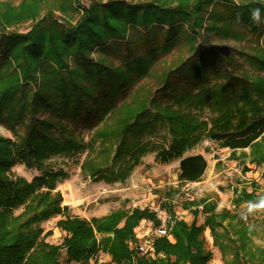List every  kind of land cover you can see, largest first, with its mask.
Wrapping results in <instances>:
<instances>
[{"label": "trees", "instance_id": "16d2710c", "mask_svg": "<svg viewBox=\"0 0 264 264\" xmlns=\"http://www.w3.org/2000/svg\"><path fill=\"white\" fill-rule=\"evenodd\" d=\"M78 2L23 0L17 9L0 3V25H6L0 28V124L18 139L0 136V264H63L62 258L91 264L101 252L116 264H209L206 229L222 257H233L231 264H264V249L253 242L264 239V229L246 222V215L219 211L210 198L184 204L191 223L179 219L172 206H162L170 215L173 242L157 237L154 257L140 253L136 229L143 221L160 226L156 212L134 208L90 220L71 216L57 191L58 180L69 174L46 169L53 157L87 151L80 166L85 178L125 183L142 158L156 152L162 164L181 159L179 181L195 183L207 160L201 154L183 157L205 135L261 166L264 0H93L84 8ZM253 8L261 10L259 21L251 18ZM29 20L36 21L26 33L7 30ZM210 36L246 44L226 52L208 47ZM122 44L129 54L118 65L108 55L93 57ZM182 45L188 56L166 62ZM147 79L154 84L142 83ZM206 109L207 119L201 117ZM163 127L170 144L149 143ZM81 128L94 130L89 143ZM19 164L41 174L31 181L15 177ZM233 193V206L264 210L255 207L264 201L257 182ZM17 209L22 211L15 215ZM55 217L66 233L59 245L46 241L52 232L41 226Z\"/></svg>", "mask_w": 264, "mask_h": 264}, {"label": "rangeland", "instance_id": "374dc122", "mask_svg": "<svg viewBox=\"0 0 264 264\" xmlns=\"http://www.w3.org/2000/svg\"><path fill=\"white\" fill-rule=\"evenodd\" d=\"M22 1L23 0H0V3L7 2L10 4V7L17 9ZM92 1L93 0H79L78 7H88ZM56 13L63 17L61 13ZM72 16L73 15H71V17ZM73 17L74 20L72 21L74 22L76 16L74 15ZM35 21L29 20L22 23H16L11 27H7V30L26 33L31 29ZM1 26L5 27L6 25L1 24L0 28ZM245 44L246 43L220 40L211 36L206 43L208 47L225 50L226 52L240 49L241 46H244ZM136 46L141 47L138 44ZM128 54L129 53L124 47V44H122L114 53H102L97 51L96 53H93V57L97 59L108 55L110 62L118 65L121 62V56ZM187 56V45H182L166 57L165 61L169 63ZM142 83L153 85L154 81L147 79ZM135 89L136 87L131 89L125 99L126 101L131 99ZM201 117L205 119L210 118L209 110L206 109L201 114ZM79 132L83 134V140L86 144L90 142L94 130L81 128ZM18 134H23L22 128H18ZM0 136L18 140L17 136L13 135L10 130L1 124ZM149 143L156 146L162 144L168 146L170 144V137L167 129L164 127L161 128L157 135L149 138ZM243 152L249 154L250 149L244 150ZM198 153L205 157L208 167L201 181L195 183H183L179 181V163L181 159L162 164L155 161L156 152H151L145 155L142 158L140 165L134 169L133 173L125 183L106 184L104 182H94L91 179L85 178L81 172L80 166L87 157V151L69 156L53 157L47 162L46 169L64 170L69 174L67 179L58 180L57 191L60 192L64 198L63 205L69 206V213L71 216H78L90 220L93 217L106 216L118 209L132 210L134 208H148L151 211L156 212L160 221L162 220V222H164L166 220L170 223L169 213L166 209L162 208V206L166 204L167 206L173 207V210L179 219L191 223L193 216L189 210L184 209V204L210 198L217 202L219 211L226 208L233 213L246 215V222H258L260 228L264 229V210L251 207L248 204H242L239 206L232 205L234 188L241 189L243 186L247 185L246 183L255 181L261 186L262 190H264V163L261 166L250 164L249 158L242 159L241 150L233 153L230 149H222L206 135L202 142H200L194 149L186 152L184 156ZM244 167L249 168V172L244 173ZM12 172L13 176L22 177L27 181H31L35 176L41 174L40 171L28 169L23 164L15 166ZM249 190L251 189L249 188ZM21 211L22 209H17L14 213L15 215H18ZM59 219H61V217H55L41 225L44 228L45 233L48 231L52 232V235L46 239L48 243L59 245L62 243L66 235L65 232L56 227V223ZM203 223L204 216L200 215L198 217V224L201 225ZM142 228L143 230L141 232L136 231L139 242H145L146 244L149 243L151 252L148 254L151 253V256L154 257L152 247V242L154 240L151 237H147V234L150 232L151 228L154 229L157 227L150 222L147 224L143 223ZM218 230L222 231V228H219ZM204 236L207 240V249L213 253V259L209 264H231L233 257L231 255L225 258L222 257L219 247L214 244L210 229H206ZM167 238L173 242L170 229ZM253 240L256 246L264 249V239L261 235ZM96 262L103 264H116L112 262L110 255L102 252L90 259L91 264H96ZM62 263L76 264L68 263L65 258H62Z\"/></svg>", "mask_w": 264, "mask_h": 264}, {"label": "built area", "instance_id": "2783aa9c", "mask_svg": "<svg viewBox=\"0 0 264 264\" xmlns=\"http://www.w3.org/2000/svg\"><path fill=\"white\" fill-rule=\"evenodd\" d=\"M156 227L157 228H154V229L151 228L150 232L147 234V237H151L154 240L157 237H168L169 236V222L168 221L165 220L164 222H162L161 220V225L156 226ZM148 244H146L145 242H139L138 244L139 252L143 254H148L149 252H151V248L149 247L150 244L149 245Z\"/></svg>", "mask_w": 264, "mask_h": 264}, {"label": "clouds", "instance_id": "9594fccd", "mask_svg": "<svg viewBox=\"0 0 264 264\" xmlns=\"http://www.w3.org/2000/svg\"><path fill=\"white\" fill-rule=\"evenodd\" d=\"M250 12H251V18L253 19L254 22L260 20L261 10L259 8H253L250 10ZM255 207H264V201H261L258 205H255Z\"/></svg>", "mask_w": 264, "mask_h": 264}, {"label": "crops", "instance_id": "0c3cea01", "mask_svg": "<svg viewBox=\"0 0 264 264\" xmlns=\"http://www.w3.org/2000/svg\"><path fill=\"white\" fill-rule=\"evenodd\" d=\"M247 150V149H246ZM200 153H198V154H188V155H186V156H184L183 158H186V157H190V156H194V155H199ZM202 155V154H201ZM251 182V181H250ZM249 182V183H250ZM249 183H246L247 185L249 184ZM246 186V185H245ZM143 223H150V222H148V221H144V222H142L141 223V225L136 229V231H142L143 230V228H142V225H143Z\"/></svg>", "mask_w": 264, "mask_h": 264}]
</instances>
